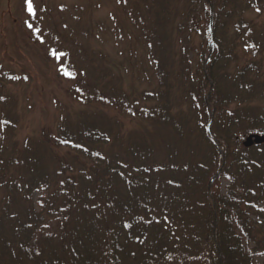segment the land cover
<instances>
[{"label":"rangeland","instance_id":"rangeland-1","mask_svg":"<svg viewBox=\"0 0 264 264\" xmlns=\"http://www.w3.org/2000/svg\"><path fill=\"white\" fill-rule=\"evenodd\" d=\"M144 1L32 0L34 14H30L26 0H0V229L8 239L28 213L42 210L40 199L49 200L54 190L62 188L67 176L72 175L82 184L84 192V184L104 167H114L125 160L137 162L142 154L137 158L135 153L145 150L148 153L150 145L156 148L159 161L166 160V156L162 158V138L169 148H175L171 153L175 161L196 162L206 158L203 161L212 164L213 147L204 140L207 136L212 142L214 138L224 137L226 128L223 126L216 132L212 121L208 129L206 126V137L196 129L201 120L190 95L202 76V68L204 75L212 68L214 77L233 100L226 112L237 117L232 130L245 142L242 150L251 155L252 149L262 145L256 143V135L245 132L258 120L264 121V0L258 3L242 0L234 5L235 9L223 5L224 15L215 24L217 30L225 24L219 40L224 50L236 46L231 53H218L209 35H205L207 29L215 27L211 14L209 25L207 11L203 22L197 25L202 34L186 30L191 5L205 8V0H169L167 7L166 1L153 0L155 8L145 15L139 13L143 8L137 6ZM161 6L173 7L176 12L171 16L178 19L173 23L171 17L163 16L159 23L157 14L159 10L162 12ZM185 46L188 53L183 56ZM181 58L187 61L186 67L180 65ZM160 59L172 64L176 76L186 74L183 83L164 95L163 101L171 106L174 126L161 125V117H153L150 111L160 102V99L150 100V95L161 88L166 90L156 70L155 62ZM96 86L101 92L116 96L120 106L91 107L71 94L73 90L75 95H89ZM121 97L126 100L124 106ZM135 103L150 109L145 110L148 113L142 111L147 117L130 114ZM82 118L91 122L98 119L105 126L100 130L111 135L108 144L90 146L101 152L102 161L90 160L72 148L52 145L50 138L62 130H77L71 127L72 123L80 124ZM253 159L261 161L262 156ZM216 160L226 164L232 174V159H225L224 151L218 152ZM262 162L260 172L264 173V159ZM63 165L71 166L68 173L73 174H60L65 169ZM192 169L195 170L194 165ZM206 170L207 176L214 174L212 169ZM254 174L247 171L243 177L255 180ZM197 177L195 174L194 179ZM231 177L218 176L217 183H212L209 176L206 182L211 192L225 194ZM260 182L258 186L255 183L249 186L264 199V181ZM45 183L49 184L48 188ZM118 186L121 188L123 184ZM262 206L264 203L259 207ZM49 209L46 207V211ZM254 220L264 225V219ZM175 224L181 225L178 218ZM132 236L128 240L130 251L136 234ZM101 243L100 237L91 245L96 244L94 248L99 249ZM137 244L134 251L138 254L141 246ZM66 258L60 256L62 264L68 263L64 262ZM126 261L134 262L129 258ZM262 263L263 259H255V264ZM104 264L108 263L104 261Z\"/></svg>","mask_w":264,"mask_h":264},{"label":"trees","instance_id":"trees-1","mask_svg":"<svg viewBox=\"0 0 264 264\" xmlns=\"http://www.w3.org/2000/svg\"><path fill=\"white\" fill-rule=\"evenodd\" d=\"M163 1H166L167 7L169 0ZM239 1L242 0H205V8L194 7L192 4L186 30L202 34L197 25L203 22L206 11L207 19L211 14L214 16V24L219 23L224 15L223 5L229 4L235 9L237 6L234 5ZM247 1L258 3L261 0ZM144 3L137 5L140 9L143 8L139 13L145 12L142 13L145 15L155 8L153 0H145ZM161 10L159 15L155 13L159 23L163 16L171 17L173 23L178 19L171 16L176 12L173 7L161 6ZM163 25H166L165 21ZM224 28L225 24L217 30L215 24L214 28L207 29L209 32L205 35H209L218 53H231L236 46L224 50L219 40V32ZM148 41L154 44L150 38ZM162 49L163 47L161 51ZM187 53L188 48L185 46L182 54L186 56ZM182 58L180 65L186 67L187 61ZM155 64L159 82L166 90L161 88L150 95V100L160 99L153 109L140 107L135 103L130 114L145 118L147 116L142 111L150 110L153 117H161V125L166 126L168 123L174 126L170 115L171 106L168 101H163L164 95L174 89V86L183 83L186 74L176 76L172 64H166L163 59ZM203 72L204 68L190 95L201 120L196 129L206 137V126L208 129L212 121V128L216 132L223 126L226 128L224 137H216L214 142L208 136L203 139L213 147L212 164H208L207 160L203 161L206 158L196 162L175 161L171 154L175 148H169L165 144L166 139L162 138V158L166 156V160L159 161L156 148L150 145L148 153L146 150L145 153H135L137 158L138 154H142L137 162L125 160L114 167L106 166L103 171L94 175V179H88V183L84 184L87 195L81 190L82 184L72 178V175L67 176L62 188L54 190L49 200L40 199V212L33 210L23 222L16 225L11 239L4 236L0 229V264H62L60 256L68 257L64 261H68L67 264H104V261L108 264H127L128 258L133 259L135 264H168L170 261L171 264H255V259L261 258L264 264V225L261 222L257 224L254 220L264 219V206L259 207L264 199L259 193H253L254 188L249 186L252 183L258 186L260 181H264V173L260 172L264 144L252 149L251 155L246 149L242 150L245 142H241L232 130L237 117L229 116L226 112L233 100L226 87H222L214 77L211 67L205 75ZM241 73L244 74V71ZM241 76L244 77L242 74ZM92 88L94 90L89 95H75L73 90L71 94L78 102L91 107L120 106L116 96L101 92L99 86ZM120 101L124 106L126 100L121 97ZM137 109H141L140 112L137 113ZM83 119H80V124L72 123L71 127L77 130H62L56 137L50 138L52 145L56 148H72L90 160L102 161L104 158L101 152L90 149V146L108 144L111 135L100 130L105 126L98 119L93 118L92 122ZM255 124L257 127L248 128L245 134L264 136V121L258 120ZM220 150L224 151L225 159H232V174L228 172L226 164L216 160ZM256 151L257 155H254ZM252 155L262 156L261 161L254 160ZM175 157L177 158V153ZM193 165L195 170L192 169ZM63 167L65 169L60 174H67L71 169V166ZM206 169L213 170L214 174L209 175L212 181L217 174L219 178L232 176L231 185L225 194L211 192L206 182V177H209ZM247 171L255 173L257 179L243 177ZM195 174H198L196 179ZM102 175L103 179L100 180ZM214 182L217 183L216 180ZM45 184L48 188L49 184ZM118 184H123V187L120 188ZM27 191L28 188L23 192ZM48 206L50 209L46 211ZM177 218L181 222L179 226L175 224ZM134 234V245L137 242L141 246L138 254L134 251V245L132 251L128 248V240L134 238ZM100 237L101 246L95 249L96 244L92 246L91 242L96 243Z\"/></svg>","mask_w":264,"mask_h":264},{"label":"snow or ice","instance_id":"snow-or-ice-1","mask_svg":"<svg viewBox=\"0 0 264 264\" xmlns=\"http://www.w3.org/2000/svg\"><path fill=\"white\" fill-rule=\"evenodd\" d=\"M27 9L30 14H34V8H33V2L32 0H26ZM29 28L32 27V25H28Z\"/></svg>","mask_w":264,"mask_h":264},{"label":"water","instance_id":"water-1","mask_svg":"<svg viewBox=\"0 0 264 264\" xmlns=\"http://www.w3.org/2000/svg\"><path fill=\"white\" fill-rule=\"evenodd\" d=\"M256 143L257 144H262L264 143V137L256 136L255 137Z\"/></svg>","mask_w":264,"mask_h":264}]
</instances>
